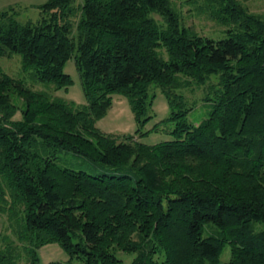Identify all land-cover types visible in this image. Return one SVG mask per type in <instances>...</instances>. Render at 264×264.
<instances>
[{"label":"trees","instance_id":"16d2710c","mask_svg":"<svg viewBox=\"0 0 264 264\" xmlns=\"http://www.w3.org/2000/svg\"><path fill=\"white\" fill-rule=\"evenodd\" d=\"M200 1L223 37L186 26L172 0H46L35 21L0 11V57L18 54L53 90L72 84L73 59L84 97L33 89L0 66V215L15 238L0 234V264L19 248L43 264L38 250L52 242L82 264H123L119 251L129 264H264V15ZM153 85L170 110L161 123L174 127L146 144L139 137L159 129L142 130ZM197 87L211 107L194 124L183 89ZM114 94L132 133L96 125ZM62 151L100 171L59 165Z\"/></svg>","mask_w":264,"mask_h":264},{"label":"rangeland","instance_id":"374dc122","mask_svg":"<svg viewBox=\"0 0 264 264\" xmlns=\"http://www.w3.org/2000/svg\"><path fill=\"white\" fill-rule=\"evenodd\" d=\"M45 1L46 0H0V11L8 8L9 6H13V10L17 13L19 20L26 21L30 19L35 21L37 19V15L39 14L37 6ZM172 1L177 11L180 12L179 14L183 23L192 28L199 35L212 38L224 36L223 31L225 27L216 23L206 12L200 10L202 1ZM239 2L243 6H246L249 11L255 14L264 15V0H239ZM153 16L160 20L158 15L154 14ZM0 66L9 75L23 79L24 82L33 89H41L46 92H50L53 95L55 94L56 96L66 100L74 101L77 104L84 102L80 77L75 68L73 59L68 60L64 66V72L69 74L73 80L67 90L64 88L53 90L54 83L52 82L43 83L39 81H32V78L26 75L27 72L22 71L20 56L18 54H13L8 57H0ZM212 81L216 82V78H212ZM154 87L150 88V93L154 94L151 106L153 110V117L145 122L142 130H148L155 124L159 125V129L156 132H151L139 137V141L146 144H153L171 139L172 136L169 132L174 127V122L172 121L161 123V121L169 115L170 110L166 98L162 94L160 88ZM183 91L186 94L188 105L192 106L191 110L188 112L187 118L190 122L197 124L206 116V113L210 109L211 105L208 102H203L201 99H197L203 97L204 95V89L202 87L193 88L191 91L189 88H185ZM15 118H20V114L17 113ZM96 125L101 131L115 135L132 133L137 127L134 121L133 113L126 98L118 94L113 95V104L111 108L104 117L96 122ZM57 162L59 165L76 170L81 169L91 173H98L100 171V168H93L89 161L82 156L68 151L60 152ZM0 234L7 235L11 240L15 239L14 234L10 230L7 219L2 215H0ZM2 246H4V244H2ZM17 253H19L20 256L15 264H28L25 254L22 252V248H19ZM224 254L226 256L228 252L226 251ZM118 255L122 259L123 264H129L133 258V254L128 252L119 251ZM38 256L43 264L50 261H59L62 264H82L80 259L71 258L69 254L56 242L42 245L38 250Z\"/></svg>","mask_w":264,"mask_h":264}]
</instances>
